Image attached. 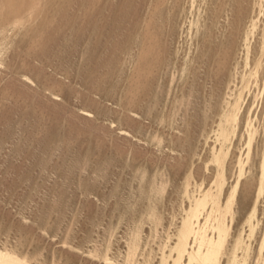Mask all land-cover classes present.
<instances>
[{
    "label": "rangeland",
    "instance_id": "374dc122",
    "mask_svg": "<svg viewBox=\"0 0 264 264\" xmlns=\"http://www.w3.org/2000/svg\"><path fill=\"white\" fill-rule=\"evenodd\" d=\"M218 244L264 264V0H0V254L200 264Z\"/></svg>",
    "mask_w": 264,
    "mask_h": 264
},
{
    "label": "bare ground",
    "instance_id": "6f19581e",
    "mask_svg": "<svg viewBox=\"0 0 264 264\" xmlns=\"http://www.w3.org/2000/svg\"><path fill=\"white\" fill-rule=\"evenodd\" d=\"M241 10V9H240ZM237 19V18H236ZM240 19V18H239ZM237 21H238V19H237ZM240 22V21H239ZM238 22V23H239ZM226 131V130H225ZM231 131V130H230ZM225 139H227V137L226 138H224V141H225ZM225 143V142H224ZM217 155V154H216ZM225 156V155H224ZM217 157V156H216ZM215 157V158H216ZM219 157L221 158V156L219 155ZM219 158V159H220ZM224 158V157H223ZM218 159V158H217ZM218 159V160H219ZM217 160V161H218ZM218 164H219V162H218ZM222 166V165H221ZM221 169V168H220ZM221 171V170H220ZM219 177V176H218ZM216 178V177H215ZM215 181V180H214ZM217 181V180H216ZM215 181V182H216ZM217 184V183H216ZM219 188V187H218ZM234 192V191H233ZM216 195V194H215ZM219 196V195H218ZM217 197V196H216ZM215 198V197H214ZM213 198V199H214ZM215 199H217V198H215ZM230 199V198H229ZM218 200V199H217ZM215 201V200H214ZM211 202V201H210ZM213 202V201H212ZM215 202H217V201H215ZM228 202V201H227ZM212 204V203H211ZM217 204V203H216ZM205 205V204H204ZM218 208V207H217ZM225 209L224 210H226V207H224ZM200 210V209H199ZM213 210H214V208H213ZM212 211V210H211ZM219 211V210H218ZM195 212V211H194ZM216 212V211H215ZM217 215H218V213H216ZM215 214V215H216ZM211 216H212V214H211ZM221 216H222V214H221ZM220 216V217H221ZM214 217V216H213ZM218 217V216H217ZM252 217V216H251ZM214 220V219H213ZM207 222V221H206ZM185 223V222H184ZM188 223V222H187ZM192 223V222H191ZM191 223H189V224H191ZM185 225V224H184ZM187 225V224H186ZM216 226H217V224H215ZM214 225V226H215ZM183 226V225H182ZM188 226H190V225H187V228L186 229H184L185 230V232L187 231V229H189V227ZM225 226V225H224ZM185 227V226H184ZM183 227V228H184ZM191 228H192V226H190ZM212 227V226H211ZM226 227V226H225ZM182 228V229H183ZM190 228V229H191ZM218 228V227H217ZM192 230V229H191ZM214 230H217V229H214ZM193 231V230H192ZM195 231V230H194ZM226 231V230H225ZM184 232V233H185ZM187 232H189V231H187ZM215 232H217V231H215ZM219 232V231H218ZM181 233V232H180ZM199 233V232H198ZM200 233H202V232H200ZM207 233V232H206ZM181 234H183V233H181ZM180 234V236L182 237V235ZM188 234H192L193 235V233H186V235H188ZM221 234V233H220ZM227 235V233H224V230H223V235ZM190 235H188L189 237H190ZM200 235V234H199ZM222 235V234H221ZM225 235V236H226ZM188 236H187V238H188ZM216 236V235H215ZM220 236V235H219ZM193 237V236H192ZM198 237V236H197ZM200 237H201V235H200ZM216 237H218V236H216ZM222 237V236H221ZM224 237V236H223ZM186 238V239H187ZM207 238V237H206ZM180 239V238H179ZM189 239V238H188ZM195 239V238H194ZM197 240H198V238H196ZM208 239V238H207ZM206 239V240H207ZM183 240H185V239H183ZM202 240V239H201ZM205 240V241H206ZM224 240V239H223ZM209 241V240H208ZM208 241H206V244L208 245ZM213 241H214V239H213ZM181 242V241H180ZM200 242V241H199ZM178 243V242H177ZM186 243H187V240H186ZM195 243V242H194ZM197 243V242H196ZM203 243V242H202ZM239 243V242H238ZM181 244V243H180ZM203 244H205V243H203ZM205 244V245H206ZM183 245V244H182ZM198 245V244H197ZM196 245V246H197ZM204 245V246H205ZM233 245H234V243H233ZM232 245V246H233ZM239 245H240V243H239ZM239 245L237 246L238 248H239ZM177 246V245H176ZM180 246V245H179ZM184 246V245H183ZM203 246V245H202ZM204 246H203V248H204ZM186 247V246H185ZM219 247H220V245L218 244V245H216V246H211V250L210 251H207L206 253H205V255H203L202 256V258H201V260H200V264H216L218 261H217V257H218V249H219ZM234 247V246H233ZM179 248V247H178ZM200 248V247H199ZM208 248V247H207ZM196 249H197V247H196ZM205 249V248H204ZM209 249V248H208ZM242 249V252L243 251H245V250H243L244 248H241ZM245 249H246V247H245ZM178 250H180V249H178ZM182 251L184 250V249H181ZM191 250V249H190ZM203 250V249H202ZM201 250V251H202ZM223 250V249H222ZM240 250V249H239ZM176 252H177V250H175ZM184 251H186V250H184ZM220 251H221V249H220ZM219 251V252H220ZM192 252V251H191ZM182 253V252H181ZM184 253H186V252H184ZM196 253V252H195ZM221 253V252H220ZM232 255L231 256H233L234 258L236 257V253H237V249H234L232 252ZM176 254V253H175ZM187 254H188V252H187ZM193 254H194V252H193ZM203 254V253H202ZM244 254V253H243ZM9 255V254H8ZM182 255V254H181ZM176 256V255H175ZM188 256V255H187ZM186 256V257H187ZM192 256V255H191ZM243 256V255H242ZM182 257V256H181ZM201 257V256H200ZM228 258H229V253H228ZM232 258V257H231ZM236 258H238V257H236ZM235 258V259H236ZM247 258V255L245 256V258L244 259H246ZM178 259H180V258H177V260H176V262H178L179 260ZM187 260H188V257L186 258ZM189 259H191L190 257H189ZM195 259V258H194ZM198 259V258H197ZM197 259H195V262H196V260ZM183 260V259H182ZM259 260V259H258ZM237 261V260H236ZM23 262V261H22ZM21 261H19L18 259H16V258H13V257H7L6 255L5 256H3V255H1L0 254V264H24V263H22ZM194 262V263H195ZM228 262L230 263V261L228 260ZM258 262H260V261H258ZM264 262V261H263ZM171 263V262H170ZM179 263V262H178ZM185 263H187V262H185ZM240 263V262H239ZM180 264H182V262H180ZM198 264V263H197ZM242 264H243V262H242ZM258 264H260V263H258Z\"/></svg>",
    "mask_w": 264,
    "mask_h": 264
}]
</instances>
